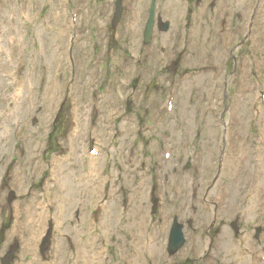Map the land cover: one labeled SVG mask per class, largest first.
<instances>
[{"label": "rangeland", "instance_id": "374dc122", "mask_svg": "<svg viewBox=\"0 0 264 264\" xmlns=\"http://www.w3.org/2000/svg\"><path fill=\"white\" fill-rule=\"evenodd\" d=\"M113 1L0 0V264L13 244L18 248L11 264H129L132 260V264H160L168 239L165 225V230L171 227L176 215L184 225L188 219L200 223L207 219L200 209L211 208L216 201L220 204L217 188H212L208 197L201 192L202 198L194 199L195 214L189 207L192 183L184 173L194 150L183 141L184 135L197 134L194 147L199 155L203 148L209 150L210 161L200 164L202 188L212 172L220 139L221 130L213 123L222 129L215 112L229 119V112L238 115L242 110L245 126L250 123L252 132L248 144L260 142L258 130L264 132V117L256 118L252 112L253 107L264 112V0H158L157 14L171 21L172 27L167 34L156 31L148 52L140 48L151 0H125L123 20L112 32ZM72 2L84 11L79 40L73 38ZM101 5L108 14L104 20ZM251 17L255 21L247 38ZM144 52L146 58L139 65ZM149 54L151 66L144 64ZM200 67L206 70L199 73ZM152 80L156 86L147 98ZM216 83L218 93L212 102L208 94ZM15 95H20L17 100ZM6 97L11 100L8 118L1 106ZM169 99L171 110H165ZM20 102L15 111V103ZM148 106V113L155 116L141 122ZM204 111L211 113L205 126L200 123ZM90 150L99 154L91 156ZM206 156L204 150L203 160ZM254 156L249 166H254L258 158ZM81 163L85 183L75 186ZM57 168L73 177L72 207L62 198L55 199L61 178ZM85 186L91 190L84 191ZM11 191L16 201L9 205ZM204 200L211 204L203 207ZM104 213L107 229H103ZM51 221L53 247L43 256L40 242ZM209 225H186V245L175 261L197 264L214 236L213 231L206 233ZM228 232L231 235L233 228ZM152 239L158 242H152L153 249L147 252L145 240ZM223 246L227 259L233 244ZM242 253L241 260L248 257Z\"/></svg>", "mask_w": 264, "mask_h": 264}, {"label": "bare ground", "instance_id": "6f19581e", "mask_svg": "<svg viewBox=\"0 0 264 264\" xmlns=\"http://www.w3.org/2000/svg\"><path fill=\"white\" fill-rule=\"evenodd\" d=\"M244 6V5H243ZM227 8V7H226ZM226 18V17H225ZM73 23H75V20L73 21ZM226 80H228L227 78H226ZM186 80L184 79V86H185V84L187 83V82H185ZM218 85H216V84H214L213 86H212V88H211V90H210V92H209V97L210 98H213V97H215L216 96V94L218 93V87H217ZM177 87V89L179 90V91H181L182 90V88H183V86H181V85H179V87L178 86H176ZM244 91H245V89H244ZM244 94H246V93H244ZM209 97H208V99H209ZM217 97H218V95H217ZM14 98L16 99L17 98V95H15L14 96ZM234 98V97H233ZM221 99H222V102H225L224 101V96L223 97H221ZM243 99V98H242ZM17 100V99H16ZM243 100H245V99H243ZM8 100L6 99V100H4L3 102H2V104H1V106L2 107H4V114H5V116L8 118L9 116H8V113L11 111V105H10V102H11V100H9L8 102H7ZM212 101H215V99H212ZM219 101H221V100H219ZM234 101H235V98H234ZM235 105L237 106V107H239V108H241V103H235ZM21 107V102L20 103H15V111L16 110H19V108ZM240 114H242V110H240ZM245 115V114H244ZM256 115V117H259V116H261V118H263L264 117V112L262 113V112H260V115H257V113L255 114ZM11 116V115H10ZM231 119H230V121H228V123H226V120L227 119H222V120H218V122L220 123V125H224V126H226L227 124L228 125H231V127H230V131H229V135L230 136H232V137H234L235 139H238V140H241V139H243V138H246L247 137V132H249L248 131V128H246V126H245V121H244V119L243 118H245V117H243V115H237V114H234V115H232L231 117H230ZM207 119H210V118H207ZM251 120V119H250ZM213 125L215 126V128L218 126L216 123H213ZM208 136H209V133H208ZM229 137V136H228ZM202 138H204V135L202 134ZM230 138V137H229ZM229 138H228V140H227V142H229ZM219 143H222V142H224V137L220 134V139H219V141H218ZM227 142H226V140H225V144L224 145H227ZM231 142H232V140H231ZM230 146V145H229ZM226 147H224L223 148V154H224V156H225V162L226 163H228L230 166H231V168L232 169H234V166H235V163H233V158H235L236 156V154L234 153V151L235 150H233V145L231 144V146H230V153H228L227 151H226ZM245 157V159H246V156H242L241 158H240V160L242 161V159ZM235 159H237V161H238V163H239V159L236 157ZM67 163V162H66ZM259 164H260V162H259ZM247 165H248V163H247ZM225 168H226V165L224 166V170H225ZM95 170V169H94ZM58 172H60L61 173V178L59 179V180H57V187H58V194H57V197L55 198V199H60V198H62V200L61 201H64V203L66 202V203H68V206H73L74 204H75V202H71V201H73V199H72V197L70 196L71 195V191H72V187H73V185H71L70 183L72 182L71 181V178H73L72 177V175L71 174H69V171L67 172V174L68 175H66V172H62V169H60ZM58 172L55 174V175H57L58 174ZM71 172V171H70ZM68 178H70V182L68 181ZM81 179H82V174L81 173H79V174H76L75 175V177H74V180H75V186H78V185H81L83 182L81 181ZM73 180V179H72ZM84 183H85V181H84ZM84 183L82 184V185H84ZM79 188V187H78ZM84 191H86V190H91V188L90 187H88V186H85V188L83 189ZM86 193V192H85ZM54 194L53 193H50V195H49V197H50V199H54ZM60 201V202H61ZM257 201V200H256ZM256 201H254V202H256ZM110 214H111V212H110ZM109 214V215H110ZM104 215V217H103V229H107L108 228V226H107V222H106V216H108L107 214H103ZM111 216V215H110ZM172 232L174 233V230H172ZM2 235V231H0V236ZM139 238H141V237H139ZM224 242H225V245H230L231 243H232V239L229 237V236H227V237H225L224 238ZM144 245H146V244H144ZM146 248V250H147V252H148V248H150L149 249V251L150 250H152L153 249V247H152V244H149V245H146L145 246ZM58 249H60V248H58ZM247 250H248V257H247V259H246V261H248V260H250V259H252V258H254V256H255V259H256V263L257 264H261V261L259 260L260 258H259V255L261 256L262 254H263V252H262V249L259 247L257 250H254L253 248H252V246H251V244H247ZM82 252H83V250H81ZM80 254H83V253H81V252H79ZM9 254H10V250L8 251V253L6 254V256L4 257V262H6L7 261V259H8V256H9ZM151 255H153V254H151ZM56 256H59V254L58 255H56ZM152 257V256H151ZM153 259H157L156 258V256L155 257H152ZM160 260V259H159ZM89 261H87V263H88ZM209 262H211L212 263V258L209 260ZM132 263H134V260H132L129 264H132Z\"/></svg>", "mask_w": 264, "mask_h": 264}, {"label": "water", "instance_id": "95a60500", "mask_svg": "<svg viewBox=\"0 0 264 264\" xmlns=\"http://www.w3.org/2000/svg\"><path fill=\"white\" fill-rule=\"evenodd\" d=\"M180 236V230L178 228L174 231V238H173V245L175 246L177 241L179 240Z\"/></svg>", "mask_w": 264, "mask_h": 264}]
</instances>
